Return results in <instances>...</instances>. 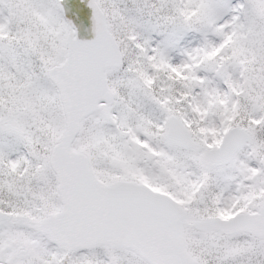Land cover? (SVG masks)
I'll return each mask as SVG.
<instances>
[{
  "label": "snow or ice",
  "instance_id": "1",
  "mask_svg": "<svg viewBox=\"0 0 264 264\" xmlns=\"http://www.w3.org/2000/svg\"><path fill=\"white\" fill-rule=\"evenodd\" d=\"M0 0V264H264V0Z\"/></svg>",
  "mask_w": 264,
  "mask_h": 264
},
{
  "label": "water",
  "instance_id": "2",
  "mask_svg": "<svg viewBox=\"0 0 264 264\" xmlns=\"http://www.w3.org/2000/svg\"><path fill=\"white\" fill-rule=\"evenodd\" d=\"M66 19L71 20L78 29L81 39H91L94 36L92 29L93 10L89 0H67L64 3Z\"/></svg>",
  "mask_w": 264,
  "mask_h": 264
}]
</instances>
